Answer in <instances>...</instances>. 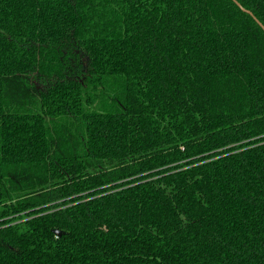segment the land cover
Segmentation results:
<instances>
[{"label":"trees","instance_id":"obj_1","mask_svg":"<svg viewBox=\"0 0 264 264\" xmlns=\"http://www.w3.org/2000/svg\"><path fill=\"white\" fill-rule=\"evenodd\" d=\"M238 1L264 24V0ZM0 264H264L255 18L0 0Z\"/></svg>","mask_w":264,"mask_h":264},{"label":"water","instance_id":"obj_2","mask_svg":"<svg viewBox=\"0 0 264 264\" xmlns=\"http://www.w3.org/2000/svg\"><path fill=\"white\" fill-rule=\"evenodd\" d=\"M244 11H246V12H248V13H250L254 18H255V20L264 28V24L254 15V13L251 11V10H249V9H247V8H245L238 0H234ZM54 231L56 232V233H58V234H61L62 233V230H60V229H54Z\"/></svg>","mask_w":264,"mask_h":264}]
</instances>
